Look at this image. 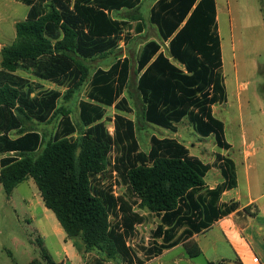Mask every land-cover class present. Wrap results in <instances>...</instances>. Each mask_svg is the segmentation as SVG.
Here are the masks:
<instances>
[{
    "label": "trees",
    "instance_id": "16d2710c",
    "mask_svg": "<svg viewBox=\"0 0 264 264\" xmlns=\"http://www.w3.org/2000/svg\"><path fill=\"white\" fill-rule=\"evenodd\" d=\"M17 1L29 11L16 24L15 43L1 50L0 63V182L7 195L33 179L67 239L91 255L89 264L116 259L145 264L180 244L191 257L199 256L200 248L189 239L240 206L220 204L223 192L237 186L234 161L217 154L210 165L176 138L155 135L150 150L143 151L135 121L124 114L132 112L124 96L130 59H117L92 76L85 62L143 32L142 22L113 17L142 0ZM150 22L168 47L164 52L159 41L151 40L139 53L144 121L176 133L188 120L200 136L213 135L219 148L230 149L225 124L213 111L227 101L216 0H157ZM87 80L86 98L79 102L83 130L77 135L70 110L58 106L63 93L38 89L55 84L67 88L69 98ZM109 107L116 110L113 132L106 120ZM56 113L61 118L47 142L40 132L25 128L26 122L45 123ZM213 167L221 169L225 181L210 189L205 178ZM115 186L124 193L117 195ZM136 206L159 220L148 260L136 257L129 245L145 221ZM252 208L244 212L255 216L258 210ZM41 249L48 264H62Z\"/></svg>",
    "mask_w": 264,
    "mask_h": 264
},
{
    "label": "rangeland",
    "instance_id": "374dc122",
    "mask_svg": "<svg viewBox=\"0 0 264 264\" xmlns=\"http://www.w3.org/2000/svg\"><path fill=\"white\" fill-rule=\"evenodd\" d=\"M218 1L223 68L228 93L232 95L241 83H247L249 90L243 93L241 101L236 106L233 105L228 109H225L224 103L215 106L214 114L226 125V139L236 149L241 145L243 134L247 136L248 140L254 141L256 147L259 148L262 143L259 133H261L262 122L264 123V118L260 113L264 103L261 97V94L264 96V77L260 75L264 73V0ZM154 3L155 0H142V3L133 10L114 12L113 17L128 20L134 25L142 22L145 32L135 35L128 44L121 43L117 49L108 54L87 59L85 62L89 66L92 76L98 68L108 69L118 58L127 57L130 59L131 76L124 96L130 103L132 112L124 114L135 121L137 138L143 151L150 150V141L154 135L160 138L172 137L186 145L192 155L201 158L207 164L214 165L217 161L216 155L220 154L219 151L222 149L217 146L213 135L208 138L200 136L194 131L188 120L178 124V131L174 133L147 123L143 119L144 105L137 89L139 53L148 40L159 41L164 52H167L168 47V43L162 41L158 29L150 22V11ZM28 11L29 8L17 0H0V63L1 50L5 46L15 43L16 24L26 19ZM25 76L33 79L31 74H25ZM88 83L89 80L69 98L65 96L67 88L55 84L44 83L38 89V91L58 89L63 93L58 106L70 110L71 117L78 129L77 135H80L83 130L79 116V102L86 98ZM232 99L235 100L234 96ZM115 113L114 108H107L106 120L111 132L114 130L112 119ZM60 118L61 114L56 113L51 120L45 123L26 122L25 128L40 132L47 142L53 137ZM237 154L238 152H235V155ZM248 165L257 167V158H251ZM255 170L256 168H253L251 173L254 174ZM218 176L220 177V173L213 169L207 174L206 180L211 184ZM241 187L246 192L243 175H241ZM114 190L117 195H121L125 191L121 186H115ZM135 209L144 215L145 221L138 225L136 235L129 241V245L134 249L136 257L148 260L147 251L157 242L153 238V232L159 220L148 210L140 209L138 206ZM57 228L61 229V232ZM40 237L43 243L39 241ZM210 238L211 236L207 233L201 240V246L206 251L205 256L192 258L187 247L180 245L154 257L147 264H210L209 257H207L212 254L211 249L209 250L207 246L213 242ZM41 247H44L56 262L62 264H67V252L73 254L72 263L74 264H89L92 259L91 255L84 254V251H78L74 246L79 255L76 257L71 243L66 240L64 229L55 214L46 208L33 179L21 183L14 189L10 197L0 182V264H30L32 262L48 264L42 255ZM227 251L221 246L218 255L226 257L229 253ZM111 263L121 264V260H112ZM236 263L233 262V264ZM217 264H232V261L221 260Z\"/></svg>",
    "mask_w": 264,
    "mask_h": 264
},
{
    "label": "crops",
    "instance_id": "0c3cea01",
    "mask_svg": "<svg viewBox=\"0 0 264 264\" xmlns=\"http://www.w3.org/2000/svg\"><path fill=\"white\" fill-rule=\"evenodd\" d=\"M156 1L157 0H155V2ZM218 4L219 1L216 0L217 12L219 13ZM123 10H129V9H122L121 11ZM116 12H120V11H116ZM218 25H219V15H218ZM144 32L145 31L143 30L142 33ZM140 34H133L132 38H134L135 35H140ZM149 41L151 40H148L147 42ZM147 42H145V44ZM121 43H125V42L122 41ZM124 58L127 57H122L118 59H124ZM223 67H224V63H223ZM260 75L264 77L263 74ZM248 90H249V85L247 83L239 84L237 86V89L232 95L228 93V88H227V101L224 103L225 109H228L233 105L236 106V104H238V102L241 101V98L243 97V93L247 92ZM232 96H234L235 100L232 99ZM261 97L263 98V102H264L263 94H261ZM249 103L250 102L248 101V104ZM217 105H214L213 107L214 113H215V106ZM261 107H262L260 111L261 117L264 118V103L262 104ZM261 126L262 129L259 135L262 140V143L259 148L256 147L254 141L248 140L247 136L243 134L241 145L237 149L233 146V144L227 141L231 145L230 149L228 150L222 149V151H225L227 153L219 151L220 154L234 161L236 179H237V186L235 188L223 192V194L221 195L220 204L222 203L231 204L232 202H238L240 206L237 210H235L231 214L217 220L206 231L200 234H195L189 239L195 242V244H197V246L201 250V254L197 257L205 256L206 251L201 246V240L202 238H205L207 233H209V236H211L210 239L213 241L212 244H207L208 249L209 250L211 249L212 251V254L207 256L209 257L210 264H217L221 260L232 261V264L234 261L237 262L236 264H264V123L263 122ZM225 129H226V125H225ZM235 152H238V154L235 155ZM251 158H257V167H250L248 165L249 160ZM253 168L254 169L256 168L254 174L251 173ZM213 169H216V171L220 173V177L218 176L217 179L213 181L211 184L210 181H207L205 178L206 185L210 189L216 188L218 185L222 184L225 181L221 169H219L218 167H213L209 171ZM241 175H243L245 178L246 192H244L241 187ZM249 206L253 207L251 211L258 210L255 216H250L248 213L244 212V209ZM57 229L59 232H61V229L59 228ZM66 240H68L67 236H66ZM68 242L71 243L72 248L75 251L74 254H76V257H78L79 255L75 250L73 243L71 242V240H68ZM180 245H184V244H180ZM221 246L225 248V251L228 250L227 251L229 252L227 254L228 256L225 257L224 255H220V254L218 255V253L221 250ZM165 252L166 251H164L163 253ZM197 257H192V258H197ZM66 258H67V264L70 262L71 264H74L72 263L73 254L67 252Z\"/></svg>",
    "mask_w": 264,
    "mask_h": 264
}]
</instances>
